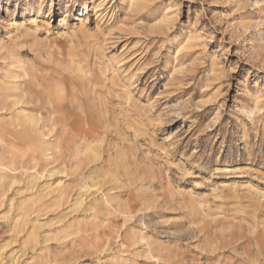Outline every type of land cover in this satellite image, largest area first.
<instances>
[{"label": "rangeland", "instance_id": "374dc122", "mask_svg": "<svg viewBox=\"0 0 264 264\" xmlns=\"http://www.w3.org/2000/svg\"><path fill=\"white\" fill-rule=\"evenodd\" d=\"M8 52L43 102V89L65 87L54 118L73 125L51 166L72 161L75 133L96 157L33 181L28 156L3 153L30 140L0 112V157L16 167L0 199V264H264V0H0V75ZM89 171L98 191L73 208ZM100 193L110 214L92 217Z\"/></svg>", "mask_w": 264, "mask_h": 264}, {"label": "bare ground", "instance_id": "6f19581e", "mask_svg": "<svg viewBox=\"0 0 264 264\" xmlns=\"http://www.w3.org/2000/svg\"><path fill=\"white\" fill-rule=\"evenodd\" d=\"M40 10L41 9L39 8L33 13V15L38 16L40 14ZM32 22L35 23V20L32 19ZM13 26L14 23H10L9 29H11ZM21 28H24L23 24L20 25V27H16V33H21ZM7 55V68L4 73L0 75V112H11V123L18 127L22 133L26 134L30 142L24 148H22L21 145L20 147H17L12 143L11 147L3 153H5L9 158H13L15 156H28L30 160V166L21 167L20 169L25 174H27L28 177H31L33 181L39 180L43 176L42 174L44 172L47 173L50 177L58 173H66L67 170L71 171L72 173H77L79 170L84 171L83 169L91 166L90 162L94 161L96 157V151H94V147L91 145L90 139L86 135V140L81 139V135L79 133H75L74 136L76 137V139L79 138L80 142L75 143L72 139H69V141L73 143L71 155L72 161L69 163L61 161L59 165L51 166L53 163L59 160V156L62 152L63 147L61 146L60 140H62V137L66 136V134L69 137L66 129L72 128L73 125L72 122H67L65 121L67 119L64 120L62 117H59L58 121L54 118V115L58 113V107L60 103L65 97V87L62 85H58L51 91L43 89L44 91L42 93L46 96L45 101L43 102L39 95V90H34L36 86L40 87L41 85L35 84V82L30 83L31 81L29 80V82L26 81V79L30 78V74L28 75L26 67L20 65V60H18L15 52H8ZM74 71L77 77L85 79L86 75L82 71V68L80 66H77ZM33 80H36V78ZM34 94L35 101L41 106V108H38L37 112H34L30 107H28L30 103L34 102ZM41 109H43L44 111H41ZM57 128L60 133L58 132L59 134L52 135L50 139L46 140L45 137L47 135L53 134L54 130ZM81 143L82 146H84L83 148L79 147ZM5 147L6 141L0 136V148ZM15 170L16 167L13 162H8L4 158L0 157V199L5 195L4 187L7 186L5 180L8 172H13ZM83 174L81 176L82 184L81 186H79L78 196L73 199V202L70 205L73 208H80L85 203L84 199L86 197L83 198V196H87V193H89V191H91L92 189L95 192L98 191V180L93 177V172L89 171L86 175ZM97 177L99 178V176ZM87 180H89L91 184H88L89 182ZM47 188H52V184H45L44 190L37 192L35 198L41 199L42 197H44V195H47V193L45 192ZM52 189L56 191L55 197L58 201L67 198L69 193L68 186H63L58 182ZM100 194L101 195L98 197H93V200H90L89 204L87 203L88 210L93 212L92 217L97 216L96 212L99 209L100 212H103L106 215L110 214L108 208L113 199H108L107 196L103 193ZM11 206L12 202L10 203V207ZM71 207L70 209H72ZM17 210L19 211L18 216H22L24 215L23 213L25 212L26 207L23 203H19L17 205ZM114 211H116V209ZM116 213L118 212L116 211ZM32 227L36 228L37 225L34 224L32 225ZM131 240L136 243H142L144 244V246L149 245L147 237L144 233H133ZM148 252H150V249L148 250Z\"/></svg>", "mask_w": 264, "mask_h": 264}]
</instances>
